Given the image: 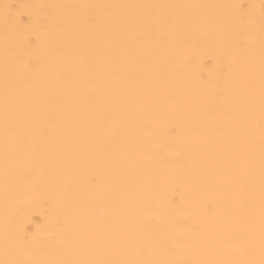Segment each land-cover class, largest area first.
<instances>
[{
  "label": "snow or ice",
  "instance_id": "1",
  "mask_svg": "<svg viewBox=\"0 0 264 264\" xmlns=\"http://www.w3.org/2000/svg\"><path fill=\"white\" fill-rule=\"evenodd\" d=\"M55 7L67 10L55 31L70 36L73 51L86 49L83 58L71 61L61 53L46 75L31 58L14 59L6 48L0 70V194L5 206L0 264H264V0L258 60L255 40L246 31L253 24L251 14L241 11L239 31L225 29L224 61L214 58L215 76L204 82L214 115L205 124L207 132L183 146L184 152H200L190 204L182 197L177 203L173 196L167 207L176 214H165L163 206L153 205L147 192L137 189L136 174L124 169L121 190L133 202L131 213L113 214L119 207L111 197L113 182L95 174L89 183L96 194L75 218L77 227L57 211L50 227L45 218L33 230L21 219L26 190L47 184L45 168L68 163L65 145L70 141L86 136L92 142L125 126L120 113L144 84L154 83L138 71L145 63L138 49L208 34L216 25L215 9H244L163 3ZM199 9L207 15L201 17ZM37 22L43 28L48 17ZM237 63L242 64L239 75ZM184 103L198 107L201 98L193 95ZM144 111L153 114L151 102L146 101ZM170 132L179 137L182 127L173 124ZM209 134L214 146L206 149ZM71 183L69 177L62 186ZM48 191L52 195L45 204L56 210L57 186L48 185ZM100 205L107 215L92 213Z\"/></svg>",
  "mask_w": 264,
  "mask_h": 264
},
{
  "label": "bare ground",
  "instance_id": "2",
  "mask_svg": "<svg viewBox=\"0 0 264 264\" xmlns=\"http://www.w3.org/2000/svg\"><path fill=\"white\" fill-rule=\"evenodd\" d=\"M74 3L244 6V9H215L216 25L208 34L202 32L198 37L189 35L178 41L157 42L151 48L138 49L145 60L144 66L138 71L143 73L145 80L154 83L144 84L134 102L120 113L126 121L125 126L115 129L111 136L97 135L92 142L83 136L67 143L65 151L69 153L68 163H58L53 169L45 168L47 184L42 183L34 191L26 190L24 216L21 219L34 230V226L43 224L46 218L47 228L55 221L57 211H60L74 228L77 227L75 218L96 194V188L89 183L90 176L95 174H102L113 182L111 197L119 204L113 214L119 216L123 212L131 213L133 202L121 190L126 185V181L121 178L124 169L136 174L137 189L146 191L153 205L163 206L165 214L175 215V210L167 207L173 196L177 198V203L182 197L185 205L193 199L194 176L201 164L200 152H184L183 146L205 134V124L214 115L210 95L204 92L203 85L215 76L214 58H219L221 63L225 59L222 47L225 29L239 31L238 17L241 11H249L253 24L246 31L255 40L253 47L258 60L261 0H0V70L6 48L14 59L31 58L33 65L46 75H51L53 64L61 53L67 54L71 61L82 59L86 49L73 51L69 45L70 36L57 33L54 29L57 19L67 11L55 6ZM248 5L256 7L248 9ZM196 11L201 17L207 15V10ZM43 15L48 17V23L42 28L37 21ZM29 36L32 43H29ZM17 68L20 66L17 65ZM235 68L239 75L242 64L237 63ZM193 95L200 96V105L186 107L185 100ZM146 101L153 105V114L150 116L144 111ZM122 103L127 104V100L122 98ZM176 123L182 127L179 137L170 132ZM213 146L214 141L209 134L204 147ZM69 177L72 183L63 187ZM48 185L57 186L56 210L45 204V200L52 195ZM91 211L97 216L108 214V209L103 205ZM4 212V201L0 194V259L4 258Z\"/></svg>",
  "mask_w": 264,
  "mask_h": 264
}]
</instances>
